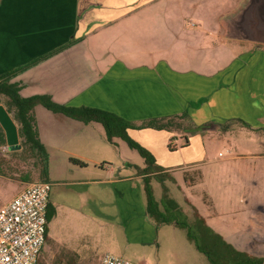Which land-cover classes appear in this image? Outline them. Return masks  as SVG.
Wrapping results in <instances>:
<instances>
[{
    "label": "crops",
    "instance_id": "crops-1",
    "mask_svg": "<svg viewBox=\"0 0 264 264\" xmlns=\"http://www.w3.org/2000/svg\"><path fill=\"white\" fill-rule=\"evenodd\" d=\"M223 1L0 0V77L29 66L11 80L23 97L47 95L132 123L129 135L172 178H152L157 202L167 196L188 217L195 208L236 249L264 258V46L223 38L221 18L232 7L219 16L212 11ZM234 1L237 7L242 0ZM183 114L190 128L217 124L215 134L136 128ZM34 117L40 142L65 174L53 187H74L65 195L78 196L81 208L90 204L110 221L106 253L145 263L154 247L160 249L163 234L181 229L151 217L142 157L99 168L91 156L113 152L124 140L110 142L101 123L43 106ZM236 134L243 138V155L236 151ZM207 142L223 144L217 159H207ZM182 157L189 165H180ZM188 166L205 172L182 185L173 175ZM4 179L2 188L12 193L4 204L31 184Z\"/></svg>",
    "mask_w": 264,
    "mask_h": 264
},
{
    "label": "rangeland",
    "instance_id": "rangeland-1",
    "mask_svg": "<svg viewBox=\"0 0 264 264\" xmlns=\"http://www.w3.org/2000/svg\"><path fill=\"white\" fill-rule=\"evenodd\" d=\"M235 5L234 0L217 2L212 8L214 12L213 15H221L225 10H228L226 8L232 7L231 10H234L236 8ZM10 116L19 128L15 115L10 114ZM188 126L187 124V127ZM190 127L191 126L187 129H190ZM212 131L213 129L204 131V136L214 135L215 133ZM236 136L237 137H234L236 141V151L240 155H243L245 152L241 150L242 142L240 143L241 140L243 141V138L239 136V134H236ZM117 141L119 142V146L116 148L114 147L113 152H96L91 155L100 160L98 165L99 168H101V165L106 167L107 163L115 167L125 156L132 160L141 159L139 153L131 149L126 142L121 140ZM22 142L20 138L21 145L23 144ZM178 145L179 144L176 142L175 146ZM205 145L207 148V159H217L218 152L223 149V144L220 142H207ZM6 147L7 145L5 147H0V164L6 175L0 176V181L5 180L4 178L22 180L28 172L32 175L31 183L39 181L55 183L60 180L57 179L60 176L65 178V174L59 163H54L50 158H47L42 164L39 154L34 152L30 147L24 146V149L14 154L8 153ZM195 159L196 158L190 159V161H200V159ZM188 163L190 162H188L187 159L184 157L181 158L180 165H189ZM93 168L95 167L93 166ZM183 172L184 174L175 173L173 175L182 185L184 182L190 181L188 177L192 178L196 176L195 173H197L198 177L199 174L205 172V169L188 166ZM1 185L2 183L0 182V206H3L4 203L12 197V193H10L8 189L2 188ZM68 188L71 187L62 184H54L52 190L51 199L54 200V204L58 206L59 211L49 225V239L42 254L43 264H100L108 251L109 245L107 240L110 238L109 233L112 225L106 217L96 216V210L91 208L90 204H87L88 208H81V202L77 199L79 198L78 196H66L64 191ZM70 198H72V200ZM73 208H77V210H72ZM190 211V219L192 220L193 210ZM153 219L156 220L155 218ZM178 221L184 223V218L180 217ZM157 222L162 223L160 221ZM164 230H161V232L163 233ZM245 235H250L251 237L254 234L246 231ZM120 254L121 253L117 251V255L120 256ZM121 257L131 259L126 254ZM144 262L145 264H210L207 257L198 251L194 243L188 240L187 232L184 229L170 231L167 236L163 234L160 242V249L159 246L154 247L148 259L146 261L144 260Z\"/></svg>",
    "mask_w": 264,
    "mask_h": 264
},
{
    "label": "trees",
    "instance_id": "trees-1",
    "mask_svg": "<svg viewBox=\"0 0 264 264\" xmlns=\"http://www.w3.org/2000/svg\"><path fill=\"white\" fill-rule=\"evenodd\" d=\"M29 66L4 74L0 77V105H4L10 114H14L19 124V137L22 139V149L24 146L30 147L34 152L39 154L40 161L44 163L49 155L44 145L40 142L36 129L34 111L36 107L43 106L49 111L57 114H63L72 119L82 121L86 124L91 122L101 123L106 131L108 140L113 141L114 138H121L131 149L136 150L145 160L147 167L141 172L148 175L146 178L145 191L148 200V209L152 218L162 223H175L181 229L186 230L188 240L196 245L199 252L204 254L210 264H264L263 257H256L247 252L236 249L232 244L224 239L220 234L214 231L206 222V220L194 208L193 218L185 215L179 205L164 196L162 201L157 202L153 188L151 186L152 178L163 182L164 178H171L166 175L164 169L157 164V160L143 145L135 141L128 133L129 129H134L132 123L120 118L119 116L107 111L88 107H72L62 105L55 102L52 97L47 95H36L31 97H23L21 95V86L19 83H13L11 80L17 77L21 72ZM188 116L183 114L175 118L154 119L146 121L138 129L152 128L156 130H166L169 132H184L188 127ZM235 123H244L236 120ZM215 123L204 125L205 130H211L217 127ZM7 145L6 135L0 125V147ZM21 149V150H22ZM19 150V151H21ZM10 154L18 153V151H8ZM7 153V154H8ZM74 163L86 166L85 163L72 159ZM0 176H6L3 167L0 164ZM28 176V177H25ZM24 176V181L32 180V175L28 172ZM172 179V178H171ZM160 206L164 211L160 210ZM57 215L56 207L50 203L47 212V233L46 243L48 242L49 225ZM180 217L184 218V223H180ZM44 245V247H45ZM44 248L42 250L43 254ZM42 254L40 264H43Z\"/></svg>",
    "mask_w": 264,
    "mask_h": 264
},
{
    "label": "built area",
    "instance_id": "built-area-1",
    "mask_svg": "<svg viewBox=\"0 0 264 264\" xmlns=\"http://www.w3.org/2000/svg\"><path fill=\"white\" fill-rule=\"evenodd\" d=\"M52 188L49 181L31 183L0 207V264H40ZM100 264L145 263L106 253Z\"/></svg>",
    "mask_w": 264,
    "mask_h": 264
},
{
    "label": "water",
    "instance_id": "water-1",
    "mask_svg": "<svg viewBox=\"0 0 264 264\" xmlns=\"http://www.w3.org/2000/svg\"><path fill=\"white\" fill-rule=\"evenodd\" d=\"M223 38L264 46V0H242L239 5L221 18ZM0 125L3 128L6 151H19V131L16 123L3 105H0ZM205 130L204 126L185 130L192 134Z\"/></svg>",
    "mask_w": 264,
    "mask_h": 264
}]
</instances>
